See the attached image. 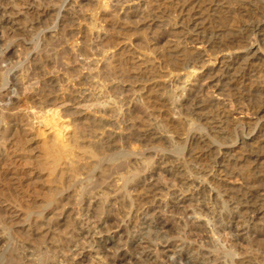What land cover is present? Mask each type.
Segmentation results:
<instances>
[{"label":"rangeland","instance_id":"1","mask_svg":"<svg viewBox=\"0 0 264 264\" xmlns=\"http://www.w3.org/2000/svg\"><path fill=\"white\" fill-rule=\"evenodd\" d=\"M41 1L0 0V264H264L229 214L264 182V0Z\"/></svg>","mask_w":264,"mask_h":264},{"label":"bare ground","instance_id":"2","mask_svg":"<svg viewBox=\"0 0 264 264\" xmlns=\"http://www.w3.org/2000/svg\"><path fill=\"white\" fill-rule=\"evenodd\" d=\"M39 1H41V0H39ZM42 2V1H41ZM254 3V2H253ZM264 9V8H263ZM3 10V9H2ZM48 11V10H47ZM262 11V10H261ZM13 14V13H12ZM6 15V14H5ZM2 16V14L0 15V20H1V17ZM6 17V16H5ZM8 17V16H7ZM3 18H4V16H3ZM6 19V18H5ZM7 20V19H6ZM15 22V21H14ZM14 22L13 23H11V21H5V23H8V24H14ZM2 23V22H1ZM260 23L261 24H264V20H261L260 21ZM257 24V23H256ZM5 26V25H4ZM12 26V25H11ZM9 27V26H8ZM253 27V26H252ZM256 27V26H255ZM254 28V27H253ZM252 28V29H253ZM257 28V27H256ZM254 30H255V28H254ZM258 30V29H257ZM252 51V50H251ZM250 54H251V52H249L248 54H246L245 55V58H244V56H242L244 59H242V60H244V62L246 61V63H248V59H250V57L253 55V54H251V56H250ZM258 55V54H257ZM251 60V59H250ZM238 63V62H237ZM240 64V63H239ZM242 64V63H241ZM245 64V63H244ZM248 65V64H247ZM227 66V65H226ZM237 67V66H236ZM240 67V66H239ZM243 67V66H242ZM227 67H225L224 69H226ZM228 68H229V66H228ZM227 68V69H228ZM224 73V72H223ZM215 84V83H214ZM10 90V89H9ZM7 95H9V94H7ZM262 95V94H261ZM10 96V95H9ZM2 97V96H1ZM191 98V97H190ZM264 98V97H263ZM0 99H2V98H0ZM87 99V98H86ZM192 99H193V97H192ZM191 99V100H192ZM9 100V99H8ZM190 101V100H189ZM188 101V102H189ZM3 102V101H2ZM192 102V101H191ZM186 104H188V103H186ZM195 105H197V104H195ZM199 105V104H198ZM88 106V105H87ZM62 107V106H61ZM78 107V106H77ZM85 107V106H84ZM93 107V106H92ZM101 107V106H100ZM189 107H191V106H189ZM195 108V107H194ZM199 109V108H198ZM74 112V111H73ZM78 114V113H77ZM67 115V114H66ZM72 116V115H71ZM53 117V116H52ZM65 124V123H64ZM65 126V125H64ZM65 130V129H64ZM262 132H263V130H262ZM260 134V133H259ZM264 135V134H263ZM68 137V136H67ZM262 137V136H261ZM260 137V138H261ZM70 139V138H69ZM166 140V139H165ZM198 141V140H197ZM201 141V140H200ZM203 142V141H202ZM258 142V141H257ZM260 143V142H259ZM260 146H259V153L257 154V155H255L256 156V161H264V139H262L261 140V143L259 144ZM110 147V146H109ZM209 147V146H208ZM108 151V150H107ZM257 153V152H256ZM255 154V153H254ZM165 160V159H164ZM254 160V161H255ZM124 161V160H123ZM122 163V162H121ZM188 163V162H187ZM118 165V164H117ZM121 165V164H120ZM122 167H125V166H122ZM127 167H129V166H127ZM170 167V166H169ZM176 168V167H175ZM179 168H181V167H179ZM178 169V168H177ZM114 170H115V168H114ZM173 170V169H172ZM179 170V169H178ZM181 170H182V168H181ZM187 170V169H186ZM185 170V171H186ZM164 171V170H163ZM173 171H175V170H173ZM180 171V170H179ZM183 171V170H182ZM168 172V171H167ZM165 173V172H164ZM171 173V172H170ZM179 173V172H178ZM182 174V173H181ZM193 174V173H192ZM206 174V173H205ZM99 175V174H98ZM183 175V174H182ZM181 175V176H182ZM186 175H188V174H186ZM202 175V174H201ZM109 176V175H108ZM173 176H175V174L173 175ZM180 176V177H181ZM176 177V176H175ZM186 177V176H185ZM189 177V176H188ZM188 177H186V178H188ZM173 179H174V177H172ZM183 178V177H182ZM186 178H183V179H186ZM198 178V177H197ZM146 179V178H145ZM154 179H156V178H154ZM179 179V178H178ZM189 179V178H188ZM135 180V179H134ZM182 180V179H181ZM99 181V180H98ZM142 181H144V180H142ZM142 181H140V182H142ZM146 181H148V180H146ZM178 181V180H177ZM184 181V180H183ZM189 181V180H188ZM188 181H184L183 183H181V185H184L185 187L188 185ZM192 181V180H191ZM263 181H264V179H263ZM133 182H137V181H133ZM155 182V181H154ZM174 182V181H173ZM211 182V181H210ZM258 182V181H257ZM100 183V182H99ZM143 183V182H142ZM149 183V182H148ZM175 183V182H174ZM178 183V182H177ZM193 183V182H192ZM101 184V183H100ZM141 184V183H140ZM190 184V183H189ZM137 185V184H136ZM157 185L158 184H156V183H153V182H151L150 181V184H147V185H140L139 187H141L142 188V190H147V191H153V190H155L156 189V187H157ZM191 185V184H190ZM254 185V184H253ZM252 185V186H253ZM95 186H96V184H95ZM160 186V185H159ZM183 186V187H184ZM210 186V185H209ZM137 187V186H136ZM138 187V188H139ZM161 187V186H160ZM177 187H179V186H177ZM140 188V189H141ZM158 188V187H157ZM180 188V187H179ZM193 188V187H192ZM200 188V187H199ZM202 188V187H201ZM185 189V188H184ZM164 190V189H163ZM166 190V189H165ZM189 190H191V189H189ZM194 190V189H193ZM198 190V189H197ZM182 191V190H181ZM185 191V190H184ZM184 191H183V193H184ZM192 191V190H191ZM245 191V190H244ZM157 193H158V191H157ZM176 193H177V191H176ZM200 193H201V191H200ZM199 193V194H200ZM237 193V192H236ZM171 194H172V191H171ZM175 194V193H174ZM206 194V193H205ZM208 194V193H207ZM220 193L218 192V195H219ZM155 195V194H154ZM160 195V194H159ZM173 195V194H172ZM176 195V194H175ZM213 195H215V194H213ZM217 195V194H216ZM234 195V194H233ZM88 196V195H87ZM98 196V195H97ZM174 196V195H173ZM203 196V195H202ZM205 196V195H204ZM220 196H221V194H220ZM151 197V196H150ZM153 197V196H152ZM157 197V196H156ZM176 197V196H175ZM207 197V196H206ZM208 198V197H207ZM206 198V199H207ZM215 199V198H214ZM214 199H213V201H214ZM216 199H217V197H216ZM157 200V199H156ZM196 200V199H195ZM147 201V200H146ZM161 201V200H160ZM89 202V201H88ZM91 202V201H90ZM89 202V203H90ZM152 202V201H151ZM158 202V201H157ZM181 202H182V200H181ZM225 203H226V201H224ZM228 202V201H227ZM230 202H232L231 203V205H233V207H231V209H230V207H229V214L231 215V216H234L236 213H238V214H240L241 216H243L242 218H243V220H242V223H241V225L238 227V232H239V234H238V236L240 237V238H242L244 235H246V233H247V229L249 230L250 228H249V224H251V222H253V219H257V217L259 218L258 220H260L259 221V223H258V231H264V182H262L261 183V185H258L256 188H254V189H251V190H248V191H245V192H243V193H239L238 195H236V196H233V197H231V199H230ZM212 203V202H211ZM217 203H219V202H217ZM229 203V202H228ZM227 203V204H228ZM158 204H160V202L158 203ZM202 204V203H201ZM88 205V204H87ZM154 205V204H153ZM155 205H157V203L155 204ZM164 205V204H163ZM168 205V204H167ZM158 206V205H157ZM159 207V206H158ZM161 207L162 208H164L165 206H162L161 205ZM169 208H172V210H174V212H176V210H179V208H178V205H177V203L175 204V201L172 203V204H170L169 206H168ZM163 211V210H162ZM171 211V210H170ZM173 212V213H174ZM183 212H185V215H186V211H184L183 210ZM161 213V212H160ZM84 214V213H83ZM182 215L184 214V213H181ZM233 214V215H232ZM220 216H221V213L219 214ZM219 215H218V217L217 218H219ZM145 216V215H144ZM230 216V217H231ZM109 217V216H108ZM107 217V218H108ZM229 217V218H230ZM145 218V217H144ZM158 218V217H157ZM155 219V217H154V219H144V221L142 222V224L144 225V230H140V231H137L134 235L132 234V236L130 235V238H129V242H127V243H129L130 244V248H132V247H135V246H138V247H140V248H142L143 249V251H142V253L140 254L141 256L140 257H142L143 259L145 258V259H147L148 257H150V256H153V253L151 252V251H149V247L148 246H143V245H147V244H149L148 243V239H150L151 238V236L153 235H158L159 233H161V230L163 231H166V229H167V227H168V225H166L165 224V222L163 223V221H161V220H159V219ZM216 218V219H217ZM233 218V217H232ZM194 220H190V221H187V222H184V223H190V228L193 230V231H196V232H202L203 230H204V226H202L201 224H199V222H198V219L197 218H193ZM221 219V218H220ZM238 219V218H237ZM252 219V220H251ZM80 222V221H79ZM85 222V221H84ZM255 222V221H254ZM140 223V222H139ZM170 223V222H169ZM82 224V223H81ZM104 224L105 223H103V224H101V225H103L104 226ZM83 225V224H82ZM186 225H189V224H186ZM85 226V225H84ZM171 226V225H170ZM175 226V225H174ZM105 227V226H104ZM114 227V226H113ZM115 228V227H114ZM187 228H188V226H187ZM205 228H206V226H205ZM109 229V228H108ZM171 229V228H170ZM227 229H230V225H228V224H226V230ZM233 229V228H232ZM75 230V229H74ZM92 229H90L88 226L87 227H83V226H79L78 225V228H77V235L79 236V240H82L81 242H82V244L83 245H85V246H88V247H92V245L93 244H96V245H99V244H101V243H104V245L107 243V240L106 239H103V238H101V236H96L95 234L97 233V232H94V231H91ZM167 230H169V229H167ZM189 231V230H188ZM205 231V230H204ZM229 231V233H230V230H228ZM234 231V230H233ZM251 231V230H250ZM2 232V231H1ZM110 232V231H109ZM186 232H187V230H186ZM196 232H193V233H196ZM189 233V232H188ZM187 234V233H186ZM99 235V234H98ZM112 235V234H111ZM189 235V234H188ZM187 235V236H188ZM190 235H191V231H190ZM196 235V234H195ZM198 235H200V234H198ZM204 235V234H203ZM247 235H248V233H247ZM159 236V235H158ZM193 236V235H192ZM237 236V235H236ZM103 237V236H102ZM113 237V236H112ZM202 237V236H201ZM157 238V237H156ZM164 238H165V236H164ZM202 238H204V237H202ZM207 238V237H206ZM158 239V238H157ZM156 239V240H157ZM161 239V238H160ZM208 239V238H207ZM237 239V238H236ZM159 240V239H158ZM202 240V239H201ZM240 240V239H239ZM245 240V239H244ZM162 241H163V239H162ZM243 241V240H242ZM202 242H205L204 240L202 241ZM206 242H208L207 240H206ZM152 243V242H151ZM260 243V242H259ZM263 243V242H262ZM102 246V245H101ZM186 246V245H185ZM96 247V246H95ZM178 247V246H177ZM182 247V246H181ZM180 247V248H181ZM189 247V246H188ZM100 248V247H99ZM103 249H105L104 247H103ZM147 249V250H146ZM178 249V248H177ZM184 249H186V248H184ZM102 250V249H101ZM108 250V249H107ZM106 249H105V251H107ZM131 250V249H130ZM153 250V249H152ZM183 251V249L181 248L180 249V251ZM108 252V251H107ZM157 252V251H156ZM159 252H161L160 250H159ZM171 253H172V251H171ZM176 253V250H175V252L173 253V256H172V254H171V257L172 258H170V256H169V258L171 259V260H174V261H177V260H175V259H173L174 258V254ZM203 254V253H202ZM99 255V254H98ZM166 255V254H165ZM116 257V256H115ZM181 257V256H180ZM118 258L119 257H117V259L116 260H118ZM122 258V257H121ZM123 259V258H122ZM142 259V260H143ZM214 259V258H213ZM213 259H211V260H209V257L208 256H202L201 255V257H199V256H197L196 254H194V256L193 255H190L189 257H187V256H183L182 257V259H178V263L179 264H217V262L215 263V261H213ZM15 260V259H14ZM20 260V259H19ZM121 260V259H120ZM216 260V259H215ZM241 260H244V259H241ZM145 261H147V260H145ZM218 261V260H217ZM220 261V260H219ZM239 261V260H238ZM222 262V261H221ZM251 262V261H250ZM244 264H246L247 262H243ZM242 263V264H243ZM61 264V263H60ZM218 264H219V262H218Z\"/></svg>","mask_w":264,"mask_h":264}]
</instances>
